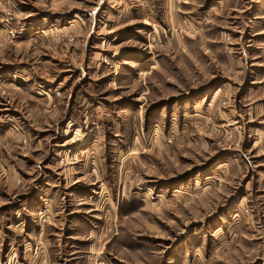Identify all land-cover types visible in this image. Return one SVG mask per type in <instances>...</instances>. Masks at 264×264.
Here are the masks:
<instances>
[{"label":"rangeland","instance_id":"rangeland-1","mask_svg":"<svg viewBox=\"0 0 264 264\" xmlns=\"http://www.w3.org/2000/svg\"><path fill=\"white\" fill-rule=\"evenodd\" d=\"M260 113L264 0H0V264H264Z\"/></svg>","mask_w":264,"mask_h":264},{"label":"crops","instance_id":"crops-1","mask_svg":"<svg viewBox=\"0 0 264 264\" xmlns=\"http://www.w3.org/2000/svg\"><path fill=\"white\" fill-rule=\"evenodd\" d=\"M245 105H247V103H245ZM261 116H262V113L256 114V118H259L260 120H263L264 119V116L263 117H261ZM77 180L78 179H75L73 181H77ZM46 209H48V207H46ZM58 222H59L58 223V226H60V229H63L66 224L63 223V217L62 216L60 217V219L58 220ZM90 228L95 229L93 225H91ZM42 232L43 231H40V233L38 234V236L40 234L42 235ZM61 232L64 233V230L61 231ZM89 234L91 235V233H89ZM71 236L72 235L69 232L67 234L66 238L69 239ZM60 237L62 239L63 235L62 236L60 235ZM60 237L55 238V240H52V241L49 238H47V237L46 238L45 237L42 238L41 241L44 242L43 244L46 247H44L45 249H44L43 252H37V253H34V251L32 250V245L30 247V244H32V241H26V243L27 244L29 243V244L24 248L23 252L20 255L21 257H17V259L19 261H21L23 264H56V262H58V264H69L68 261H70L69 260L70 258L76 259V257L78 256V255H76L74 253L78 249L74 248L73 250H71V253H70L71 255L68 254L69 256H67V254H63L64 252H61L60 254H57L56 253V255H54V251H57V250H59V252L62 251V246L68 240V239H66L64 241V239H63V240L60 241ZM8 257H9L8 259H6L5 257H2L4 259L3 264H9L10 262H13L11 260V257L10 256H8ZM88 258H90V259H88V263L87 264H91L93 258L91 256H89ZM1 261L2 260H0V262Z\"/></svg>","mask_w":264,"mask_h":264},{"label":"built area","instance_id":"built-area-1","mask_svg":"<svg viewBox=\"0 0 264 264\" xmlns=\"http://www.w3.org/2000/svg\"><path fill=\"white\" fill-rule=\"evenodd\" d=\"M9 264H23V263L18 259H13V262H10Z\"/></svg>","mask_w":264,"mask_h":264}]
</instances>
